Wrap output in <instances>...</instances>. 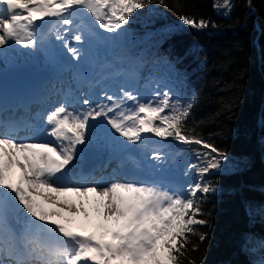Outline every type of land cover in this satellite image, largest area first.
<instances>
[{"label":"snow or ice","instance_id":"1","mask_svg":"<svg viewBox=\"0 0 264 264\" xmlns=\"http://www.w3.org/2000/svg\"><path fill=\"white\" fill-rule=\"evenodd\" d=\"M152 0H0V49L13 43L25 48L37 46L38 31L46 20L68 26L56 29V39L80 59V49L72 41L83 42L87 26L76 23L81 10L99 28L116 35L138 9ZM165 4V0H159ZM177 6L182 7L177 0ZM224 15L232 0H216L213 5ZM252 10L251 0H248ZM180 20L193 29H206L210 20L180 13ZM75 24L70 37L68 30ZM90 34V33H89ZM109 103L83 100V110L67 102L54 107L45 117V134L51 140L37 142L20 137L14 121L0 118V264H195L189 252L204 240L197 226L207 225L203 196L214 192L204 176L219 169L226 153L189 127L194 97L175 99L157 92L141 100L131 91L119 99L104 93ZM132 101L134 106L126 107ZM106 120L121 137L132 144L142 143L145 134L173 138L187 145H200L199 164L191 165L199 177L183 190H175L154 180L113 179L90 182L76 173L81 148L94 126ZM159 159V154L156 155ZM46 193L43 201L34 192ZM81 198L77 204L69 197ZM92 204L93 213L84 207ZM83 214V220L79 218ZM15 216V224L13 223ZM191 245V247H190Z\"/></svg>","mask_w":264,"mask_h":264},{"label":"trees","instance_id":"2","mask_svg":"<svg viewBox=\"0 0 264 264\" xmlns=\"http://www.w3.org/2000/svg\"><path fill=\"white\" fill-rule=\"evenodd\" d=\"M179 3L182 7L177 0H152L123 27L134 34L129 48L143 64L142 73L164 76L160 92L174 99L194 97L189 127L227 154L220 168L203 178L215 191L198 194L204 197L201 218L208 224L197 226L206 238L192 237L198 248L189 252V260L264 264V0H251V11L248 0H232L229 15L217 12L216 0ZM181 12L215 27L186 26ZM155 137L174 145L164 169L175 187L179 182L183 190L199 179L191 167L200 163L194 149H207Z\"/></svg>","mask_w":264,"mask_h":264},{"label":"bare ground","instance_id":"3","mask_svg":"<svg viewBox=\"0 0 264 264\" xmlns=\"http://www.w3.org/2000/svg\"><path fill=\"white\" fill-rule=\"evenodd\" d=\"M78 18V19H77ZM76 23H83L87 26V30L85 31V40L81 42L72 41L73 46L80 49V59L74 58L70 52H68L67 48L64 47V42L57 40L54 47H52L48 42H44L42 46L37 45L35 48H25L23 45L13 43L12 47H4L0 49V72L4 70L5 63L7 61H18L23 63L25 66V71L30 75H33V78L36 80L37 84L41 86V98L43 101L42 104H45L47 108V114L56 106L61 103V97L63 96V84H71L77 82L76 75L70 71L71 66L74 65L73 70L77 68L78 65H84V71L81 75H79V82H83L85 78L88 81L87 89L88 92H91V88L94 87L95 84H92V80L89 78L93 75L97 77L105 76V78L109 79V84L98 83L97 88L101 90V94L96 96V90L94 91L93 96L95 100L93 101V105L96 103H109L104 96V93H107L114 98L120 93L121 82L118 85L112 83V80H115L118 76V72L122 71L123 67H120V62L123 56H121L118 52L120 48L118 43L114 41H103L100 40V36L94 35V39H89L90 35L95 33V30L91 27V25L87 22L85 16H83V10H81V15L74 18ZM68 26L61 25L58 21L53 20L52 30L51 32L56 36V29H60L64 31ZM76 31L75 24L68 30V36L70 37ZM90 33V34H89ZM53 50H58L60 54L65 56L64 67L60 68L59 71H50L48 68L51 66L50 55ZM90 59H93L92 65L88 69L87 65L89 64ZM97 63L99 70L94 72L93 67ZM107 67L108 70L102 71L101 68ZM88 70V73H85V70ZM105 79H101V82H104ZM96 81V80H95ZM96 83V82H95ZM93 85V86H91ZM101 85V86H100ZM98 94V92H97ZM59 98V100H58ZM55 101V105L51 103V101ZM69 97L64 98V102L68 103ZM41 102L35 101L31 106L33 107V112L36 113V110L40 109ZM57 104V105H56ZM68 105L71 106L70 103ZM133 102L128 101L126 107H132ZM35 117V115H34ZM95 128L92 130L91 135L89 136L86 145L79 146L81 149L85 147H96L99 149L102 162L99 165L88 167L89 177L87 178L90 182H99L104 183L110 180L115 179L116 175H110L106 173L107 165L109 164L108 153L113 151L122 152L121 159L124 160L126 156L131 155L133 150L138 152L137 158L140 160L139 165L140 169L130 173V178L140 177L142 174H146L148 172V167L144 164L147 161V156L141 153V143L129 144L125 143V145H121L122 140L125 139L121 137L118 133L115 132L114 129H111V126L107 124L106 120L100 119L94 121ZM24 133V132H23ZM146 134L144 135V141H146ZM125 147H128L124 149ZM83 157H81L79 161H82ZM138 160V161H139ZM125 161V160H124ZM138 165V167H139ZM112 172V171H111ZM114 173V172H112ZM104 175L103 179L99 178V175ZM119 176V175H118ZM149 177H154L153 175H146ZM128 179V178H127ZM148 180V179H147ZM155 180V179H150ZM36 194L46 195L43 191L34 192ZM43 197L37 199L43 201ZM73 200V196L70 197ZM79 198V197H76ZM15 219V216H13ZM83 220V219H82ZM81 220V221H82Z\"/></svg>","mask_w":264,"mask_h":264},{"label":"rangeland","instance_id":"4","mask_svg":"<svg viewBox=\"0 0 264 264\" xmlns=\"http://www.w3.org/2000/svg\"><path fill=\"white\" fill-rule=\"evenodd\" d=\"M217 12L222 14L221 11L217 10ZM83 16H85V18L87 19V22L91 25L93 30H95V33L90 35L89 39H94L95 38L94 35H98L100 36L99 37L100 40L114 41L115 43H118L120 47L118 49V52L121 56H123L120 62V67H123V69L122 71L118 72L117 78L115 80H112V83H114L115 85H118L121 82V86L119 87L120 93L117 96V99L123 96L124 91H131L134 95L138 96V98H140L141 100L151 99L152 97H154L155 95L154 93L160 92V84H162V82H165L166 79L164 78V76L156 72L152 73L151 71H149V73H147L145 76L146 77L152 76V78L149 77L146 80L143 79L144 74L141 71V67L143 64L139 63L140 61L139 57L134 52H132L129 48V46L135 44V41H134L135 38L133 37L134 34L131 32V30L123 27L120 30L119 35H116L114 33H109L106 30L99 28L98 23L95 21L93 17H91L90 14L83 11ZM73 68H74V65L71 66L70 71H72ZM88 68H90V65L88 66ZM108 69L109 68L107 67L101 68L102 71H105ZM153 77H155L156 80L160 82L159 85L152 83V81H154ZM101 79H106L108 81L107 84H109L108 78H105V76H99L97 77V81H96L97 85L98 83L101 82ZM51 103L55 105L56 102L53 101L52 99ZM133 106H134V103H133ZM146 137H147L146 141H143L141 143L140 148H141V153L143 155L145 156L150 155V157H148V161L144 162V164L152 171V174L150 175L159 177L158 179L154 181L160 182L168 188H172L175 190H182V184L178 182L179 185L175 187L174 186L175 178L173 179L172 176L166 175V170L164 169L165 160L171 159L174 154L173 153L174 145L170 143H166L165 141L162 142V141L157 140L155 135L151 133L146 134ZM125 143L131 144L130 142L126 140V138L122 140L121 145H125ZM181 145H184V143H181ZM133 154L126 156L124 160L129 165V167H132V165L133 166L135 165L134 171H136L140 169V165H139L140 160L137 158L139 154L138 152H135ZM157 154H159V157H160L159 159L156 158ZM107 168L108 169L106 173L110 172L111 176L116 175L115 173L111 172L112 170L109 164L107 165ZM114 168L115 166L113 167V169ZM104 175L106 174L99 175V178L103 179ZM115 179H122V178L117 176ZM128 179H131V178L129 177ZM136 179L147 180V179H141V178H136ZM170 182H172L173 184H171ZM33 194L39 198L43 197V195L41 194H36V193H33ZM69 199L71 198L69 197ZM73 201H75L77 204H80L81 198H76L75 196H73ZM84 207L87 208L88 211L90 213H93L94 215L92 204L88 203L87 200L84 201ZM79 219L80 220L83 219V214H81V217Z\"/></svg>","mask_w":264,"mask_h":264},{"label":"water","instance_id":"5","mask_svg":"<svg viewBox=\"0 0 264 264\" xmlns=\"http://www.w3.org/2000/svg\"><path fill=\"white\" fill-rule=\"evenodd\" d=\"M86 155H87V161L85 162V164L89 165V163H91L92 161H98L100 158V153L96 148H88L86 151Z\"/></svg>","mask_w":264,"mask_h":264}]
</instances>
